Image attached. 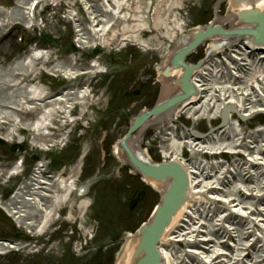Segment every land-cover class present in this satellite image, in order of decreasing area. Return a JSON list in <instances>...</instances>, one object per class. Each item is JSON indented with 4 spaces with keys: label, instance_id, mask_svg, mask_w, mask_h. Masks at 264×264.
<instances>
[{
    "label": "bare ground",
    "instance_id": "bare-ground-1",
    "mask_svg": "<svg viewBox=\"0 0 264 264\" xmlns=\"http://www.w3.org/2000/svg\"><path fill=\"white\" fill-rule=\"evenodd\" d=\"M228 1L230 10L222 17L217 15L219 4L215 7L214 26L224 28L223 24L230 25L235 38L223 35L217 47L231 45L238 38L240 44L230 46L233 55L226 56L228 65L224 66L221 75L216 71L220 63L213 58L208 59L202 69L193 72L191 80L197 94L190 99V103L180 105L183 98H188L178 94L187 81L182 79L184 70L181 63L172 66V54L183 50L196 39H209V32H189L174 36L178 28L177 21L173 20L170 22L172 25H169L166 22L169 19L160 15L163 11L167 13L174 9L171 5L166 9L161 8L169 4L168 0H82L90 26L87 28L81 23L76 25V42L80 47L109 48L111 45H122L129 39L140 46L141 34L149 31L154 34L149 42L155 43V50L162 47L164 42L173 44V50L161 63L163 70L169 69L167 75L164 78L160 76L161 72L158 73L161 96L156 117L150 120L147 117L143 121L144 126L126 141L122 150L118 152L117 147H114V154L117 152L121 161L124 157L135 158L134 153L137 151L134 147L137 148L148 129L159 126L166 128L183 114L195 123L207 119L211 124L218 117L222 119V125L214 128L207 136L193 133L192 129L181 136L188 149L194 152L193 156L207 154L204 160L190 157L184 162L189 178L187 186L177 181L174 169L158 170V174L163 172L158 191L165 194L167 202L176 201L183 191L186 192L183 205L171 216L167 232L159 239L161 262L157 263L154 256L145 255L148 249L146 246L143 248L141 238L133 240L128 234L115 264H133L136 245V264H264V127L248 135L243 133L241 127V124L249 126L252 120L255 121L264 113V33L253 24L257 13L264 12V0ZM16 4V8L10 12L0 7V14L4 13L0 21L4 26L7 25L3 20L6 15L25 22L22 10L28 3L26 0H17ZM245 33L250 34L254 42H260L261 46H253L251 43L247 45L243 41L247 35ZM45 57L41 50L33 49L6 68H0V126L4 120L14 121L18 125L24 115L36 116L32 122L24 124L28 130L13 127L8 135H21L30 131L34 143L42 149L46 146V138L56 134L53 132L50 135L46 131H50L51 124L58 118L65 120L72 113L73 104L93 108L98 103H90L88 100L94 89L74 91L71 87L59 96L52 97L41 86L33 84L32 81L38 75L36 64L38 61L45 64ZM74 62L70 58V61L58 62L49 69L44 66L42 68L53 75L59 70L58 73H63L68 80L76 76L102 73L101 63L97 61L84 68L77 67ZM86 84L88 82L84 86ZM177 102L180 103L175 105ZM178 106L180 108L174 111ZM235 114H238V118L236 124H233L231 121ZM165 136L163 149L166 152L174 150V147L178 150L183 143L171 141L173 132ZM223 154L239 158L230 165L228 161L221 160L205 162V159H214ZM84 156L82 154L69 170L63 169L55 174L54 179L45 175L42 166H38L32 177L20 185L11 200L0 203V208L32 233H44L56 220L64 204L80 199L76 209L82 214L89 202L74 193L76 187H79L80 179L77 176ZM62 173L67 178L64 179ZM147 184L154 189L157 187L151 181H147ZM80 187H88V183H81ZM216 202L222 205L216 206ZM74 216L75 213L71 211L69 218L67 215L62 221L74 222ZM184 241L187 250L180 253L174 244ZM21 248L19 244L0 241V253Z\"/></svg>",
    "mask_w": 264,
    "mask_h": 264
},
{
    "label": "rangeland",
    "instance_id": "rangeland-1",
    "mask_svg": "<svg viewBox=\"0 0 264 264\" xmlns=\"http://www.w3.org/2000/svg\"><path fill=\"white\" fill-rule=\"evenodd\" d=\"M74 1L46 0L41 7L44 23L42 34L45 35L38 39L34 33H28L21 45L15 42L18 27L15 26L6 33L3 32L0 21V66H6L7 61L15 54L25 55L33 49L41 48L48 51L47 66L73 58L74 64L79 68L95 61L101 63L102 67V73L91 74L79 81V89L86 82L91 84L92 88L88 90L94 89V92L88 100L90 103H98L93 108L81 105L74 124L71 120L66 121L67 118H58L51 124L50 131L46 132L50 135L53 132L56 134L47 137L44 145H48L46 149H49L57 143V149L50 153L42 151V148L34 143L30 131L21 135H8L13 127L28 130L24 124L32 122L36 116L24 115L23 121L18 125H15L14 121L4 120L0 126V196L3 199H12L20 185L32 177L39 162L44 158H53V163L49 165L45 175L55 178V174L63 169L67 170L83 154L85 158L77 176L80 179L79 187H76L74 194L78 193L77 196H81L89 204L82 214L76 209L80 199L64 204L56 220L44 233H32L26 227L22 228L23 226L12 217L0 211V241L19 244L22 247L21 250L0 254V264H113L124 237L133 233L149 218L158 201V193L143 186L112 152L116 141L126 132L131 118L141 109L150 108L159 98L160 85L155 80L154 68L161 58L173 49V44L164 42L162 47L155 50V43L149 42L154 34L149 31L141 34L140 46L129 39V43L122 45L99 47L97 55H89L77 47L73 50L67 46L71 16L77 13L78 23L87 28L90 26L84 3L75 2L74 6H71ZM218 1L168 0L169 4L161 8L166 9L171 5L174 9L167 13L163 11L160 15L169 19L166 21L169 25H172L170 22L173 20L177 21L178 28L174 36L189 33L212 19ZM16 2L17 0H0V7L10 12L12 8H16ZM229 10V1L220 0L219 15H226ZM9 17L13 16H6L5 21ZM204 49L205 44L201 45L188 61L195 63L202 57ZM228 50L226 55L230 54L231 50ZM42 64L41 61L37 62L36 73H39ZM32 83L41 86L52 97L59 96L69 89V84L65 81L47 77L42 72ZM236 118L231 121L233 124H236ZM180 119V122L186 123L187 132L192 129L193 133L203 132L201 135L207 136L214 129L210 127L207 119L196 123L192 120L186 121L184 117ZM262 121L264 123V120ZM250 123L249 127H243V133L246 135L263 128L257 127L254 120ZM170 126L182 130L178 121ZM166 128L160 126L148 129L138 145L145 149L154 161L161 160L162 152L165 153L163 138L167 132ZM14 146L19 150L15 148L13 151ZM62 146L66 147L61 149ZM235 159L237 158H219L216 161H228L230 165ZM14 171L16 173H13ZM62 176L67 178L65 173H62ZM86 182L88 187H80L81 183ZM215 205L222 204L216 202ZM71 211L75 213V221H62L67 215L69 218ZM178 246L181 248L178 250L183 253L185 249Z\"/></svg>",
    "mask_w": 264,
    "mask_h": 264
},
{
    "label": "water",
    "instance_id": "water-1",
    "mask_svg": "<svg viewBox=\"0 0 264 264\" xmlns=\"http://www.w3.org/2000/svg\"><path fill=\"white\" fill-rule=\"evenodd\" d=\"M253 24L255 25V27L260 30L261 32L264 33V12H258L257 15L255 16V18L253 19ZM205 31H208L209 34L208 36L211 37L212 35H216V34H219V35H232L234 34L233 31L231 32H224L222 30H220L219 28H211V26L207 27ZM205 31H200L198 32L197 34H201ZM247 35H250L248 33H245ZM206 37H201L199 39H196L194 41H192L187 47H185L183 50L179 51L177 55L174 56V58L172 59L173 61V65L172 66H175L177 64H179L178 62L181 63V66H183L185 68V74H184V77L183 79L187 81L184 82V86L187 88V89H191V86L189 85L188 83V79H189V76L191 75V72L195 69L194 67H189L187 65L184 64V59L185 57L191 52L193 51L196 46L201 43ZM260 43V42H258ZM179 102L175 103L178 104ZM159 107V106H158ZM158 107L155 108V110H153L150 114H142L140 115L134 122H133V125L132 127L130 128L127 136L120 142V149H122V147H124V144L126 143L127 141V138H129V136L131 135V133H133L134 131H136L140 126H142L145 122H143L147 117H151V116H155L156 115V112L158 110ZM140 160L142 159L141 156H139ZM139 158H134L131 159V158H127L128 159V162L133 166L135 167L139 172H141L145 177H148V178H152V179H155V180H160L161 179V176L162 174H158V170L159 169H164L165 167H167L166 165H160V166H152V165H149L147 163H144L142 160V162H140ZM141 163V165L139 164ZM170 203L165 204L164 208H166L167 210L169 209V211H172V209L178 207L180 205V201L177 199L173 206L172 207H169ZM153 224H157V220L153 223ZM163 230V225L161 226H157L155 228H145L141 231V243H142V246L144 248V246H146V248L148 250H146L145 255H147L148 257H151L152 256H155L156 255V250H155V244L156 242L158 241L160 235H161V232ZM148 233L149 236H148ZM137 249V248H136ZM143 259V256L141 258V260ZM159 258L155 256V260H158ZM133 260H134V263L133 264H136V260H137V253H136V250L134 251V254H133Z\"/></svg>",
    "mask_w": 264,
    "mask_h": 264
}]
</instances>
